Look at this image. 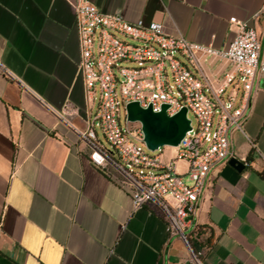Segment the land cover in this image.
<instances>
[{
  "label": "crops",
  "instance_id": "0c3cea01",
  "mask_svg": "<svg viewBox=\"0 0 264 264\" xmlns=\"http://www.w3.org/2000/svg\"><path fill=\"white\" fill-rule=\"evenodd\" d=\"M74 1L0 0V264H264V76L253 81L244 133L232 138L248 166L238 172L227 164L210 176L191 252L151 206L132 208L75 132L91 108L78 72ZM88 1L213 48L232 41L230 18L247 21L264 60V0ZM200 66L189 68L216 88L226 64L201 58Z\"/></svg>",
  "mask_w": 264,
  "mask_h": 264
},
{
  "label": "built area",
  "instance_id": "2783aa9c",
  "mask_svg": "<svg viewBox=\"0 0 264 264\" xmlns=\"http://www.w3.org/2000/svg\"><path fill=\"white\" fill-rule=\"evenodd\" d=\"M71 6L87 104L98 89L96 112L85 120L83 130L75 132L89 149L90 162L126 189L132 208L151 206L165 221L167 233L178 236L192 252L189 239L199 231L193 224L198 198L210 176L237 158L232 138L244 133L253 81L264 76L260 36L247 21L230 18L229 24L235 27L232 41L213 48L169 35L158 22H127L103 13L88 0H75ZM201 58L226 64L216 88L189 68L199 70ZM240 89L241 103L236 106L234 94ZM130 102L144 109L150 106L155 113L167 105L168 116L185 107L194 115L196 128L191 126L176 147H163L160 154L150 155L144 149L140 124L127 121ZM97 127L112 152L100 142ZM165 149L174 151L167 160L161 158ZM178 162L185 164L183 171Z\"/></svg>",
  "mask_w": 264,
  "mask_h": 264
},
{
  "label": "water",
  "instance_id": "95a60500",
  "mask_svg": "<svg viewBox=\"0 0 264 264\" xmlns=\"http://www.w3.org/2000/svg\"><path fill=\"white\" fill-rule=\"evenodd\" d=\"M167 105L160 112H153L151 107L141 108L137 102L126 105V118L131 123H139L143 136V144L150 152H156L163 147H176L187 131L191 129L187 109L184 107L173 116H168ZM228 164L236 171L245 169L237 158H231Z\"/></svg>",
  "mask_w": 264,
  "mask_h": 264
},
{
  "label": "rangeland",
  "instance_id": "374dc122",
  "mask_svg": "<svg viewBox=\"0 0 264 264\" xmlns=\"http://www.w3.org/2000/svg\"><path fill=\"white\" fill-rule=\"evenodd\" d=\"M97 102H98V89L95 91V93H93L91 95V99H90V102H89V106L91 108V114H94L96 112V107H97ZM188 118L189 120L191 121V126L196 128V119L194 117V115L189 112L188 114ZM120 120H121V125L123 127H125V116H124V111L123 109H121V115H120ZM96 130V133L98 135V138L100 140V142L103 144V146L110 152H112V148L110 147V145L107 143V141L105 140L100 128H95ZM146 153L150 154V155H158L160 154V150L159 151H156V152H150L148 151L145 147H144ZM174 154V151L173 150H170V149H165L163 151V153L161 154V158L163 160L167 159L168 156L170 155H173Z\"/></svg>",
  "mask_w": 264,
  "mask_h": 264
},
{
  "label": "trees",
  "instance_id": "16d2710c",
  "mask_svg": "<svg viewBox=\"0 0 264 264\" xmlns=\"http://www.w3.org/2000/svg\"><path fill=\"white\" fill-rule=\"evenodd\" d=\"M198 228H199V227H198ZM200 231H201V228H199L198 235H199ZM197 237H198V236H197ZM197 237H196V238H190V239H189V243H190V245H191V247H192V249H193V251H194L195 253L198 252V246H197V244H196V239H197Z\"/></svg>",
  "mask_w": 264,
  "mask_h": 264
}]
</instances>
